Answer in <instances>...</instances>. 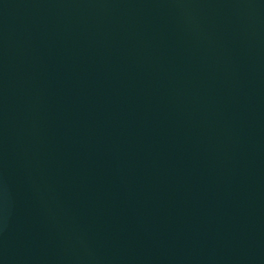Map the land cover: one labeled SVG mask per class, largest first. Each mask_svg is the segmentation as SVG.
Returning a JSON list of instances; mask_svg holds the SVG:
<instances>
[{
	"label": "water",
	"instance_id": "1",
	"mask_svg": "<svg viewBox=\"0 0 264 264\" xmlns=\"http://www.w3.org/2000/svg\"><path fill=\"white\" fill-rule=\"evenodd\" d=\"M0 264H264V0H0Z\"/></svg>",
	"mask_w": 264,
	"mask_h": 264
}]
</instances>
